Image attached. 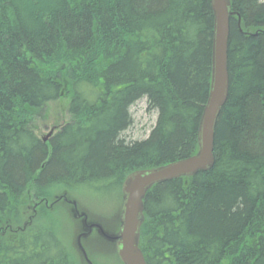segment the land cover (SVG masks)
I'll use <instances>...</instances> for the list:
<instances>
[{"label":"trees","instance_id":"trees-1","mask_svg":"<svg viewBox=\"0 0 264 264\" xmlns=\"http://www.w3.org/2000/svg\"><path fill=\"white\" fill-rule=\"evenodd\" d=\"M229 2L213 164L147 191L146 264H264V0ZM213 24L210 0H0V264H72L27 214L55 189L119 193L130 173L196 153ZM61 99L67 122L43 143L33 123ZM141 99L155 125L127 140Z\"/></svg>","mask_w":264,"mask_h":264},{"label":"water","instance_id":"water-1","mask_svg":"<svg viewBox=\"0 0 264 264\" xmlns=\"http://www.w3.org/2000/svg\"><path fill=\"white\" fill-rule=\"evenodd\" d=\"M214 16L213 45L211 54L210 89L203 107L197 131V151L194 155L152 169L130 173L121 185L122 207L119 228L109 235L97 224H87L83 214L72 209L73 216L80 218L86 232L76 238V243L84 260L90 264L81 246V239L94 229L106 241L114 243L116 255L121 264H146L139 248L140 227L143 223V200L154 185L182 177H192L199 171H206L213 164L214 130L218 115L224 105L229 86L227 71V46L229 20L233 13L229 0H211ZM55 128L42 137L46 142ZM74 205V203H73Z\"/></svg>","mask_w":264,"mask_h":264},{"label":"rangeland","instance_id":"rangeland-1","mask_svg":"<svg viewBox=\"0 0 264 264\" xmlns=\"http://www.w3.org/2000/svg\"><path fill=\"white\" fill-rule=\"evenodd\" d=\"M66 103L65 99H61L47 104L42 109L32 127L38 137H44L51 128L60 127L67 122ZM129 113L132 123L124 132V137L131 141L145 139L155 125L156 112L148 110L146 100L141 99L130 107ZM104 187L100 190L57 188L48 202L40 203L37 207L36 203L28 205V217L32 216L30 219L41 221L46 218L52 224L58 240L70 255L72 264H88L76 243L77 235L82 233L84 228L81 219L72 215V209L78 214H83L87 223L99 225L109 235L118 229L122 207L121 192L118 193L115 187ZM42 205L46 211L39 209ZM80 243L90 264H121L114 246L96 232L83 238Z\"/></svg>","mask_w":264,"mask_h":264},{"label":"bare ground","instance_id":"bare-ground-1","mask_svg":"<svg viewBox=\"0 0 264 264\" xmlns=\"http://www.w3.org/2000/svg\"><path fill=\"white\" fill-rule=\"evenodd\" d=\"M210 5H211V0H210ZM211 10H212V8H211ZM212 13H213V11H212ZM213 18H214V16H213ZM230 21V20H229ZM213 32H214V24H213ZM212 45H213V38H212ZM227 49H228V46H227ZM43 142V141H42ZM43 143H45V142H43Z\"/></svg>","mask_w":264,"mask_h":264}]
</instances>
